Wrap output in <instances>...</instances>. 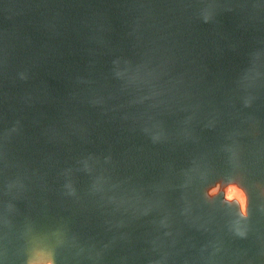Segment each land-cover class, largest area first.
<instances>
[{
	"label": "water",
	"instance_id": "obj_1",
	"mask_svg": "<svg viewBox=\"0 0 264 264\" xmlns=\"http://www.w3.org/2000/svg\"><path fill=\"white\" fill-rule=\"evenodd\" d=\"M29 261L264 264V0H0V264Z\"/></svg>",
	"mask_w": 264,
	"mask_h": 264
},
{
	"label": "clouds",
	"instance_id": "obj_2",
	"mask_svg": "<svg viewBox=\"0 0 264 264\" xmlns=\"http://www.w3.org/2000/svg\"><path fill=\"white\" fill-rule=\"evenodd\" d=\"M236 191L239 193V199L241 201V204L243 205L244 214L245 216H247L249 212L248 207H247V198L244 196L243 190L236 188ZM240 235H243V233H240ZM29 264H33V262L29 261ZM48 264H52V261H49Z\"/></svg>",
	"mask_w": 264,
	"mask_h": 264
},
{
	"label": "bare ground",
	"instance_id": "obj_3",
	"mask_svg": "<svg viewBox=\"0 0 264 264\" xmlns=\"http://www.w3.org/2000/svg\"><path fill=\"white\" fill-rule=\"evenodd\" d=\"M229 198L230 199H233V198H238L239 199V193L236 191V188H231V190L229 192Z\"/></svg>",
	"mask_w": 264,
	"mask_h": 264
}]
</instances>
